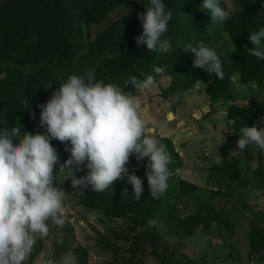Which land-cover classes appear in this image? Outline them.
Here are the masks:
<instances>
[{
    "label": "trees",
    "instance_id": "trees-1",
    "mask_svg": "<svg viewBox=\"0 0 264 264\" xmlns=\"http://www.w3.org/2000/svg\"><path fill=\"white\" fill-rule=\"evenodd\" d=\"M164 2L173 13L163 34L174 51L169 55L136 46L134 37L142 31L137 13L144 11L148 0H0V123L9 126L18 123L21 133L42 132L38 125L40 110L36 105L44 104L53 89L58 87L57 83L68 75H80L92 70L97 79L120 87L128 83L132 75L137 79L152 75L156 81L167 76L169 84L160 94L163 99L175 98L192 87L195 79H199L206 83L204 92L211 102L232 99L231 79L237 76L238 82L253 97L248 98L245 106L228 107V117L235 120L229 128L238 131L242 126L257 125V120L264 114V105L257 101L264 89V60L248 54L247 48L253 45L246 37L259 25H264V11L259 12L260 0L257 3L256 0H238L237 11L222 26L229 40H234L236 48L229 58L221 59L223 78L204 71L195 77L183 63L191 54L183 51L187 45L197 46L199 42L208 45L213 40L212 33L207 30L211 23L210 16L206 9L200 8L202 0ZM122 5L127 6L131 13L116 19L104 31L90 38V26L99 25L112 10ZM156 66L164 69L163 75L155 72ZM26 73L31 77L27 84ZM48 82H52L51 86L42 88ZM123 90L136 91L131 84L125 85ZM26 99L28 106L24 107ZM158 140L173 159L168 164V187L162 196L153 199L149 195L145 178L146 160L138 163L134 156H130V171L135 170V174L143 178L144 191L140 200L134 199L131 184L125 183L126 178L121 177L103 192L91 191L89 185L78 197L79 204L87 210L101 212L104 217L122 219L134 229H140L142 233L134 236L131 251L135 252L141 242L150 243L153 254L160 257L163 264H198L195 256L187 258L185 255L169 262V258L158 251L161 248L165 252L167 243L152 228L164 224L173 229L176 235L187 238L193 237L199 226L211 227L212 222H218L230 234L234 224L223 212L217 215L210 201L195 198L196 185L178 177L173 182L179 158L168 138ZM50 143L64 163L69 157L65 148H70V144L55 139ZM245 162L247 158L243 162V159L238 161L224 157L219 167L211 169V177L216 180L214 184L225 185L227 190L238 191L241 196L240 189L245 186L241 178V172L246 168ZM81 168L82 171L76 173L77 178L86 172L83 165ZM252 175L264 185L263 171L256 168ZM57 180L59 182V175ZM65 183H70L69 177ZM212 193L222 199L230 198V194L218 187ZM181 196H185L186 202L195 203L194 212L186 215L177 212L174 204L181 202ZM149 220L155 223L150 224ZM248 223L249 254L257 255L264 251V233L257 218L249 217ZM39 249L35 248L29 262L24 264H29ZM65 249L64 244L56 245L50 259L56 264H67L60 255ZM74 255L75 261L70 264H90L86 249L78 247L74 249Z\"/></svg>",
    "mask_w": 264,
    "mask_h": 264
},
{
    "label": "clouds",
    "instance_id": "clouds-1",
    "mask_svg": "<svg viewBox=\"0 0 264 264\" xmlns=\"http://www.w3.org/2000/svg\"><path fill=\"white\" fill-rule=\"evenodd\" d=\"M260 4L262 12L264 0ZM200 8L207 10L209 25L222 28L237 11L238 4L225 6L221 0H202ZM172 15L164 0H148L144 11L137 13L142 31L134 37L136 46H144L149 52L173 53L170 41L163 38ZM246 39L253 45L247 48L248 54L264 60V25H259ZM233 41L230 48L236 49ZM220 47L199 42L197 46L187 45L183 51L192 54L193 68L223 78L220 56L229 58L231 52H219ZM154 70L157 74L164 73L159 66ZM51 84L48 82L42 88ZM57 84L50 98L36 105L42 132L21 133L18 123L11 126L0 123V264H24L37 238L48 235L49 221L56 226L64 225L67 192L59 187L62 183L58 182V175L69 177L73 188L79 186L82 191L90 185L95 192L108 190L114 181L125 177V183L132 186L134 199L140 200L143 178L135 170L130 171L129 157L134 156L138 163L146 160L145 178L153 199L162 196L168 187L170 155L156 136L147 134L138 95L156 89L152 75L143 79L132 75L125 85L131 84L135 92H125V85L120 87L97 79L92 70L70 74ZM214 116L224 129V141L225 133L237 130L229 128L235 120L223 108L217 109ZM259 125V129L255 123L238 129L237 149L252 145L264 154V114ZM52 139L70 144V148H65L69 157L61 166H57L58 155L50 143ZM81 165L86 174L77 178L75 173L82 171ZM46 264L56 261L48 259Z\"/></svg>",
    "mask_w": 264,
    "mask_h": 264
},
{
    "label": "rangeland",
    "instance_id": "rangeland-1",
    "mask_svg": "<svg viewBox=\"0 0 264 264\" xmlns=\"http://www.w3.org/2000/svg\"><path fill=\"white\" fill-rule=\"evenodd\" d=\"M221 2L225 6L233 2L238 4V0H221ZM130 13L131 10L125 5L115 8L99 25L90 26L89 37L93 38L97 32L104 31L113 21ZM137 23L138 20L135 26ZM207 30L213 36V40L207 46L220 45L219 52L229 50L232 53L235 50L230 48L231 41L228 35L225 36L226 32L222 28L209 25ZM220 58L224 59L226 56L221 55ZM192 59L190 54L183 63L192 75L198 77L203 70L193 68ZM25 75V83H30V74ZM231 80L232 99H219L216 102L209 100L204 92L206 83L199 79H195L192 87L175 98L163 99L160 96L169 84L167 76L157 79L155 90L138 93L141 115L148 128L147 134L157 138H168L179 158L176 162L173 182L178 177L196 185L195 198L210 201L217 215L223 212L234 224L230 234L218 222L215 224L212 222L211 227L199 226L193 237L187 238L176 235L173 229L164 224L152 228L167 243L165 252H162L161 248L158 251L164 253L169 258V262L185 255L187 258L195 256L198 264H264V251L251 255L248 245L249 217L259 220L264 233V185L252 175V171L256 168L264 172V154L252 145L243 150L237 149L238 131L236 130L225 133L223 141L224 129L219 127L220 121L214 116L217 109L227 110L230 105L245 106L248 103L247 100L251 96L248 89L238 82L237 76H233ZM257 101L264 105V89ZM170 114L173 117L170 118ZM257 125L260 126L259 119ZM233 151H238L240 154ZM57 155L58 164L61 166L63 163L60 154ZM224 157L235 158L238 161L243 159V162L247 158L246 168L241 172L242 181L245 183L240 189L241 196L238 191L227 190L225 185L214 184L216 180L211 177V169L219 167ZM170 161L173 162V159ZM85 174L86 172L82 176ZM66 178H68L66 175H59V182L62 183L59 187L67 192L65 223L63 226H56L49 221L48 235L37 238L32 252L24 263H28L35 248L40 247L29 264H46L55 253L56 245L64 244L66 249L61 251L60 255L67 264L75 261L74 249L78 247L86 249L90 264H163L160 257L153 254L150 243L141 242L135 252L131 251L134 236L141 234L142 231L138 228L134 229L122 219L107 218L101 212L82 207L78 197L84 189L80 191L79 186L73 188L71 183H65ZM216 187L230 194V198L227 200L213 195L212 192ZM77 191H80V194H77ZM184 199L185 196H181V202L174 204L180 215L192 213L196 209L194 202H186Z\"/></svg>",
    "mask_w": 264,
    "mask_h": 264
},
{
    "label": "bare ground",
    "instance_id": "bare-ground-1",
    "mask_svg": "<svg viewBox=\"0 0 264 264\" xmlns=\"http://www.w3.org/2000/svg\"><path fill=\"white\" fill-rule=\"evenodd\" d=\"M169 117H170V118L173 117L172 114H170Z\"/></svg>",
    "mask_w": 264,
    "mask_h": 264
}]
</instances>
